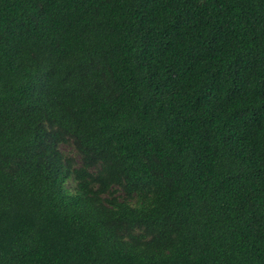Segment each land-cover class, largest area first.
<instances>
[{"label":"trees","instance_id":"16d2710c","mask_svg":"<svg viewBox=\"0 0 264 264\" xmlns=\"http://www.w3.org/2000/svg\"><path fill=\"white\" fill-rule=\"evenodd\" d=\"M0 264H264V0H0Z\"/></svg>","mask_w":264,"mask_h":264}]
</instances>
